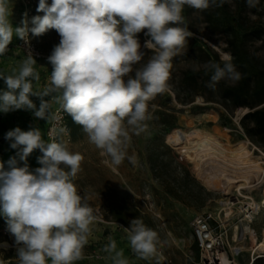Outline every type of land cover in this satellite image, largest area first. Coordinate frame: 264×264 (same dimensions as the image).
<instances>
[{"label": "clouds", "instance_id": "9594fccd", "mask_svg": "<svg viewBox=\"0 0 264 264\" xmlns=\"http://www.w3.org/2000/svg\"><path fill=\"white\" fill-rule=\"evenodd\" d=\"M225 0H39L32 17L33 27L25 19L13 28L9 20V0H0V55L8 50L15 35L39 37L54 29L60 36L47 57L52 66L50 85L42 92L33 90L39 80L36 60L30 54L12 74L0 73L7 90L0 92V112L34 110L45 119L51 92L57 102L80 125L89 142L120 165L127 157L131 135H140L149 120L148 102L167 88L172 59L193 36L185 25L184 7L207 10ZM259 0H247L255 7ZM27 15V14H25ZM150 37L144 47L155 49L140 67L145 53L137 34ZM27 40V41H28ZM25 41V42H27ZM211 72L209 87L227 79H241L235 65L226 61L206 65ZM40 98L39 108L30 99ZM61 131H64L61 129ZM5 139L18 149L16 157L0 162V215L7 231L14 236L19 264H75L83 258V249L91 235L95 217L87 198L78 193L74 179L83 157L60 142H46L39 128L9 130ZM40 167L30 170L27 158L34 150ZM131 162L132 157H127ZM131 250L139 258L158 257V234L141 219L130 221L126 229ZM104 251L113 264H129L115 241ZM157 264L159 259L157 258Z\"/></svg>", "mask_w": 264, "mask_h": 264}, {"label": "rangeland", "instance_id": "374dc122", "mask_svg": "<svg viewBox=\"0 0 264 264\" xmlns=\"http://www.w3.org/2000/svg\"><path fill=\"white\" fill-rule=\"evenodd\" d=\"M32 1L35 3L34 16H43L44 13L37 12L39 0ZM225 1L231 12L240 10L241 18L247 26L264 27V0H259L255 7H249L247 0ZM48 3L51 4V0H48ZM9 8L12 17L27 19L20 0H11ZM187 8L189 10L184 18L185 25L193 36L188 39L182 52L172 59L170 77L163 95H157L148 102L151 118L145 122V130L140 135H131L127 157H132L134 162L126 157L120 165H113L109 156L102 154L101 150L89 142L81 126L75 137L71 134L70 144L60 141L70 151L79 153L83 157L80 171L73 182L87 198L93 213H100L105 219L114 221L112 212L116 210L128 212V226L135 218L142 220L146 218L147 222L144 224L158 234L157 248L164 252L172 264H197L201 257V249L199 242L193 236L192 225L195 218L206 212L217 215L223 210L222 201L239 196L237 191L239 184H230L228 181L221 182L216 189H209L197 176L194 161L183 154L180 146L181 134L198 131L200 137L204 134L212 136L228 150L244 145L247 156L264 167V149L251 142L239 126V121L246 110H236L232 118L234 125L224 126L214 110L204 108L205 103L201 97L188 106L180 105L175 100L174 91L180 77L195 65L186 59V52L192 44L198 42L212 47L225 62L231 59L225 36L210 31L203 15L204 10H196L188 6ZM137 37L141 51L145 53L140 65L135 66L140 67L155 54L156 50L144 47L150 37H146L143 32L137 34ZM13 38L15 41L19 39L15 34ZM33 38L38 48L49 54L60 41V36L54 29ZM250 47L264 58V46L260 42L251 43ZM59 104L56 98V102L52 105ZM212 107L217 108L216 105ZM166 115L174 116L175 123L174 128L168 132H165L161 126L162 120L167 118ZM237 160L229 155L227 164L233 167ZM153 167L157 168L155 174L152 172ZM241 196L243 197L239 198L244 204L251 202L252 199L260 202L264 198V179L255 188L242 190ZM240 206V204L234 206L233 214L225 219L224 230L228 235L225 242L228 241L231 247L236 245L233 242L235 228L242 224L243 215L238 213ZM134 209H138L141 215H134L132 213ZM4 222L5 218L0 215V231ZM212 225H215V221ZM90 227L93 246H95L93 238L98 232L102 235L110 233L99 225L92 224ZM251 227L255 230L257 239L251 242L250 237L247 236L244 242L246 245L243 246L247 252L239 257V264L249 262L252 256L250 254L255 247L259 248L256 253H264L263 210L255 216ZM13 242H15L14 236L3 237L0 233V251L16 250L17 247ZM88 250L90 248L85 246L83 255ZM150 262L154 264L152 259ZM49 264H51L50 260Z\"/></svg>", "mask_w": 264, "mask_h": 264}, {"label": "trees", "instance_id": "16d2710c", "mask_svg": "<svg viewBox=\"0 0 264 264\" xmlns=\"http://www.w3.org/2000/svg\"><path fill=\"white\" fill-rule=\"evenodd\" d=\"M188 10L186 5L183 11L184 18ZM203 15L212 33L225 36L230 62L241 74V79L235 83L222 79L214 87H209L212 73H206V65L218 63L223 66L225 61L212 47L195 42L186 52V59L195 65L180 77L174 91L175 100L180 105L188 106L201 97L205 103L204 108L214 110L224 126L234 125L232 118L236 110H246L239 121L240 129L251 142L264 149V58L250 47L254 42H260L264 46V27L247 26L241 18L240 10L231 12L226 1L221 6L213 5L204 10ZM58 95V92H51L44 99L49 102L52 97L57 98ZM158 95L162 96L163 93ZM215 105L217 108L212 107ZM166 117L162 120L161 126L168 132L174 128L175 123L174 116ZM68 125L75 137L80 125L74 123L69 114ZM156 170V167L152 168L154 174ZM132 213L136 216L141 215L138 209H134ZM111 216L114 221L128 224V212L116 210ZM142 221L146 223L147 219L144 218ZM0 264H19L16 250L0 251ZM252 264H264V258L258 257Z\"/></svg>", "mask_w": 264, "mask_h": 264}, {"label": "built area", "instance_id": "2783aa9c", "mask_svg": "<svg viewBox=\"0 0 264 264\" xmlns=\"http://www.w3.org/2000/svg\"><path fill=\"white\" fill-rule=\"evenodd\" d=\"M22 3V7L24 10V13L27 20H28V28L30 29L33 27L31 23L32 17H34V11H35V3L32 0H20ZM29 40L28 37H25V39L19 38L13 46H15L17 49L23 52L25 56H29L30 54L33 56V58L37 61H40L42 63H45L46 65L51 64L48 62L47 57L50 55L49 53H43L37 46V44L34 41L33 35L29 31ZM28 40V41H27ZM27 41V42H25ZM12 45H8V50L6 52H9L11 50ZM52 67V66H51ZM56 102V97H52L49 101V103L54 104ZM45 119L48 121L47 127L45 130V141L46 142H52L55 140L56 142L63 141L66 144H70L72 142V136L71 131L68 125V114L63 110L61 107V104L55 105L52 109H47L46 111V117ZM63 129L64 131H61ZM37 158L42 155L39 149H37ZM37 158L35 163L27 161V164L30 168V170H34L37 167H40L41 165L38 164ZM19 166L24 165V161H19ZM8 166L5 167L7 170ZM78 193L83 195V192L80 189H77ZM84 196V195H83ZM241 197L235 196V197H229L228 201L236 203V201L233 198ZM222 211L219 212L217 215L212 212H206L203 215H200L195 218L193 222V236L197 239L199 242V246L201 249V257L197 264H222L221 260L218 259L217 254L224 253L227 258V264H239V257L244 253L243 250H235L236 247H239L242 243H244L247 239V236L245 237L246 240L240 239L243 234L242 231L240 232L239 240L237 241L235 239V233L233 236V242L236 243L234 247H231L227 241L228 235L225 232V219L228 218L233 214L234 206L232 205V213L227 212L226 209L229 208V206H224L227 201H222ZM241 205V204H240ZM222 212L223 216H222ZM229 213V215H227ZM238 213H240L238 208ZM95 220L93 222L94 225H99L106 230H109L111 234L120 233L127 237V231L126 229L130 226L125 225L121 222L105 219L104 216L100 213H93ZM242 215V214H241ZM215 221V225H212V222ZM251 226V223H250ZM1 235L3 237H9L11 234L7 231V224L6 220L2 226V229L0 231ZM92 233L89 236V241L86 247L90 248V251L87 253L85 258L88 259H96V260H103L105 257L104 255L100 254L95 246H93L92 243ZM18 247V246H15ZM158 250V259L159 264H172V261L167 258V256L164 254V252L157 248ZM212 256L216 259V261L211 258ZM254 255L251 256V259L247 264H252L253 261L258 257H263L264 254H257L255 257ZM157 258H150L154 261V264H157ZM113 264V260L112 263Z\"/></svg>", "mask_w": 264, "mask_h": 264}, {"label": "bare ground", "instance_id": "6f19581e", "mask_svg": "<svg viewBox=\"0 0 264 264\" xmlns=\"http://www.w3.org/2000/svg\"><path fill=\"white\" fill-rule=\"evenodd\" d=\"M180 146L184 155L195 163V172L197 176L209 187V189H216L223 181H228L230 184H239L237 191L242 195V190H249L255 188L264 179V167L247 156L246 146L240 145L233 150L226 149L216 138L204 134L200 137L198 131L183 133L180 136ZM229 155L237 158V162L233 167L227 164ZM234 185V184H233ZM226 186V185H225ZM235 188H237L235 186ZM230 189V188H229ZM234 189V188H233ZM232 189V190H233ZM243 197V196H241ZM236 203L227 201L224 206H229L226 211L232 213V205L241 204L239 207L240 213L243 215L242 224L235 228V239L239 240V235L242 230L243 236L240 239L246 240L249 236L251 242L257 239L255 230L252 229L250 223L253 222L255 216L262 210L264 212V198L257 202L254 199L251 202L244 204L239 197L233 198ZM244 204V207L242 208ZM229 215V213L227 214ZM250 228L252 230H250ZM264 244V243H263ZM262 244V245H263ZM246 245L242 243L235 250H247L243 247ZM259 248H253L250 255L264 254L262 252L256 253ZM218 259L222 264H227V258L224 253L217 254ZM215 261L216 259L212 256Z\"/></svg>", "mask_w": 264, "mask_h": 264}, {"label": "crops", "instance_id": "0c3cea01", "mask_svg": "<svg viewBox=\"0 0 264 264\" xmlns=\"http://www.w3.org/2000/svg\"><path fill=\"white\" fill-rule=\"evenodd\" d=\"M10 1L11 0H9V3ZM9 20L14 29L15 27L23 26L22 22L24 21V19L22 17L21 19L12 17V12H10ZM16 42L17 41H15L13 38V41L10 43V45H12L11 50L3 55H0V73H3L4 75L12 74L13 69L18 70L21 62L27 58V56H25L22 51L13 46V44H15ZM36 63L37 64L34 67L39 73V80L33 81V90L41 93L50 85L52 67L37 60ZM4 90H7L6 84L3 79H0V92ZM30 99L34 102L37 108H39L40 98L37 96H31ZM53 107L54 105L48 102V109H52ZM47 123L48 121L46 119L36 118L34 116V110L18 109L10 111L8 113L0 112V162H3L4 166L7 167V162L10 158L16 157L17 161L19 160V156L17 155L19 150L11 148L10 145L12 142L5 139V135L9 130H12L16 127H19L24 131H28L31 128H39L42 138L45 140V130L47 127ZM36 153L37 149L29 155L27 161L35 163L37 158ZM93 240L98 252L104 255L105 258L101 261L85 258L87 253L90 251L88 250L86 251V254L83 255V258L76 261L75 264H111L112 255L114 254L110 255L109 253L104 251L105 245H107L110 240L115 241L117 250L123 252L124 257L129 260V264H151V259L145 260L136 256L131 250L127 237L120 233H109L107 235H102L101 232H98L97 236L94 237ZM13 245L17 246L15 242H13Z\"/></svg>", "mask_w": 264, "mask_h": 264}]
</instances>
